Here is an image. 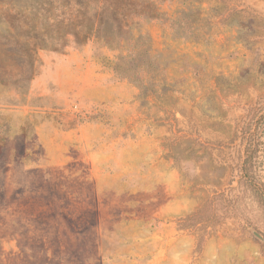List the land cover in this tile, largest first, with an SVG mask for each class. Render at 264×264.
Returning <instances> with one entry per match:
<instances>
[{
  "label": "rangeland",
  "instance_id": "1",
  "mask_svg": "<svg viewBox=\"0 0 264 264\" xmlns=\"http://www.w3.org/2000/svg\"><path fill=\"white\" fill-rule=\"evenodd\" d=\"M155 1L150 84L94 38L0 86V264H264V0Z\"/></svg>",
  "mask_w": 264,
  "mask_h": 264
},
{
  "label": "trees",
  "instance_id": "2",
  "mask_svg": "<svg viewBox=\"0 0 264 264\" xmlns=\"http://www.w3.org/2000/svg\"><path fill=\"white\" fill-rule=\"evenodd\" d=\"M157 8L155 0H0V86H25L40 49L61 51L94 38L121 52L114 63L118 76L148 85L156 78L151 42L134 34L128 21L133 15L157 17ZM258 150L252 143L246 147V178Z\"/></svg>",
  "mask_w": 264,
  "mask_h": 264
},
{
  "label": "crops",
  "instance_id": "3",
  "mask_svg": "<svg viewBox=\"0 0 264 264\" xmlns=\"http://www.w3.org/2000/svg\"><path fill=\"white\" fill-rule=\"evenodd\" d=\"M150 140V139H149ZM148 140V141H149ZM145 142L146 141H143V140H139V141H137V140H132V141H129L127 144H126V147H125V149L127 150V149H130V151L131 150H133V149H136L137 148V146H139V144H145ZM124 149V150H125ZM151 157V156H150ZM156 158V157H155Z\"/></svg>",
  "mask_w": 264,
  "mask_h": 264
},
{
  "label": "water",
  "instance_id": "4",
  "mask_svg": "<svg viewBox=\"0 0 264 264\" xmlns=\"http://www.w3.org/2000/svg\"><path fill=\"white\" fill-rule=\"evenodd\" d=\"M254 233H255L258 237L263 238V236H262L259 232L254 231Z\"/></svg>",
  "mask_w": 264,
  "mask_h": 264
}]
</instances>
